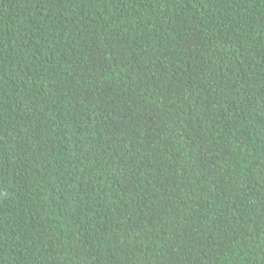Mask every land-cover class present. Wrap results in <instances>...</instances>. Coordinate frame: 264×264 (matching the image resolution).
I'll return each instance as SVG.
<instances>
[{
	"label": "trees",
	"instance_id": "obj_1",
	"mask_svg": "<svg viewBox=\"0 0 264 264\" xmlns=\"http://www.w3.org/2000/svg\"><path fill=\"white\" fill-rule=\"evenodd\" d=\"M0 264H264V0H0Z\"/></svg>",
	"mask_w": 264,
	"mask_h": 264
}]
</instances>
